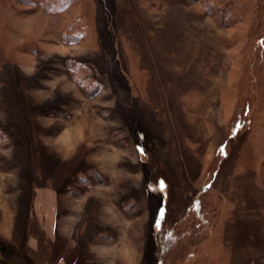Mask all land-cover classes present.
<instances>
[{"label":"rangeland","instance_id":"1","mask_svg":"<svg viewBox=\"0 0 264 264\" xmlns=\"http://www.w3.org/2000/svg\"><path fill=\"white\" fill-rule=\"evenodd\" d=\"M155 262L264 264V0H0V264Z\"/></svg>","mask_w":264,"mask_h":264},{"label":"trees","instance_id":"2","mask_svg":"<svg viewBox=\"0 0 264 264\" xmlns=\"http://www.w3.org/2000/svg\"><path fill=\"white\" fill-rule=\"evenodd\" d=\"M163 236H164V238H163ZM157 238H158L159 243L162 244V251L164 252V250L169 247V245L172 241H176L179 238V234H176L175 236H171L170 233H166V234L159 233ZM159 248H160V245H159ZM159 252L160 251H157V254L161 259L163 252H161V253H159ZM159 263H161V261ZM155 264H158V263L155 262Z\"/></svg>","mask_w":264,"mask_h":264},{"label":"bare ground","instance_id":"3","mask_svg":"<svg viewBox=\"0 0 264 264\" xmlns=\"http://www.w3.org/2000/svg\"><path fill=\"white\" fill-rule=\"evenodd\" d=\"M63 212H64V210L63 211H60V213L58 214V221L61 222V223L65 222V220L62 221V219H64V217L62 216L63 215L62 214ZM58 225H59V223H58Z\"/></svg>","mask_w":264,"mask_h":264}]
</instances>
